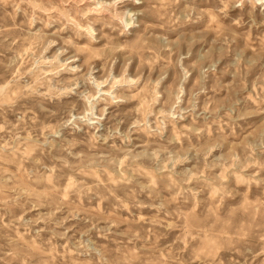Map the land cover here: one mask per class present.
I'll use <instances>...</instances> for the list:
<instances>
[{
    "label": "rangeland",
    "instance_id": "374dc122",
    "mask_svg": "<svg viewBox=\"0 0 264 264\" xmlns=\"http://www.w3.org/2000/svg\"><path fill=\"white\" fill-rule=\"evenodd\" d=\"M0 264H264V0H0Z\"/></svg>",
    "mask_w": 264,
    "mask_h": 264
}]
</instances>
